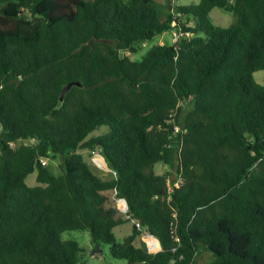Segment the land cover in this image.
Here are the masks:
<instances>
[{"label":"trees","instance_id":"16d2710c","mask_svg":"<svg viewBox=\"0 0 264 264\" xmlns=\"http://www.w3.org/2000/svg\"><path fill=\"white\" fill-rule=\"evenodd\" d=\"M168 8L0 0V264H80L69 231H88L127 264H264V86L254 77L264 70V0ZM216 8L235 23L215 26ZM170 31L174 44L125 56ZM72 82L81 86L61 102ZM96 149L115 179L79 153ZM59 156L55 176L45 161ZM158 164L170 171L157 174ZM132 221L162 251L151 253L136 225L119 242L115 229ZM204 253L214 259L201 262Z\"/></svg>","mask_w":264,"mask_h":264},{"label":"rangeland","instance_id":"374dc122","mask_svg":"<svg viewBox=\"0 0 264 264\" xmlns=\"http://www.w3.org/2000/svg\"><path fill=\"white\" fill-rule=\"evenodd\" d=\"M171 2L173 13L178 16L177 11L174 9L176 5L183 6H193L198 5L200 0H156V5L159 9V12L162 16H167L170 12L168 6ZM211 22L220 28H227L231 26L236 21V16L232 12H227L222 9L216 8L210 13ZM179 38V35L174 32H165L162 35L157 36L152 42L143 46L136 54L125 53V56L131 58L132 61H139L143 56L146 55L148 50L154 45H172ZM255 80L258 84L264 86V70L255 73ZM108 129L106 126L98 129L94 136L106 132ZM28 142L21 141L19 144ZM29 143H34V140H31ZM85 159V161L90 166L94 174L101 177L103 180H112L117 177V173L113 170L105 156L100 152L99 149H96L95 152L89 150H84L79 152ZM51 173L55 176L62 174L63 159L59 156L56 159L46 160ZM157 174H166L170 170L163 164H158L155 167ZM172 178H175V174L172 175ZM177 178V177H176ZM175 178V179H176ZM26 183L30 187L38 186L37 182V173L31 174L26 179ZM119 206V205H118ZM134 224L131 222L125 223L124 225L115 229V234L119 242H123L124 238L131 233L132 226ZM64 240H74L78 242L83 252L81 254L83 261L80 264H127L125 260L114 259L110 254V247L108 245L100 246V249L97 251V246L92 243L91 235L88 231H69L63 234ZM157 243V242H156ZM155 244V243H153ZM158 246V244H156ZM214 259L212 254L204 253L201 259V262L207 263L211 262Z\"/></svg>","mask_w":264,"mask_h":264},{"label":"built area","instance_id":"2783aa9c","mask_svg":"<svg viewBox=\"0 0 264 264\" xmlns=\"http://www.w3.org/2000/svg\"><path fill=\"white\" fill-rule=\"evenodd\" d=\"M179 131H180V129L177 128V127H175V132H179ZM117 203L119 205V209L121 210V212L123 214L127 215L128 209H129L127 201L124 198H118L117 199ZM132 223L134 225H136V227H137V229L139 231L142 232V237H144V239H146V241L148 242L149 250H150L151 253L157 254L158 252L162 251V247H161L160 241L156 237H154L153 235H151L150 233H148L142 227V225L140 223H138L137 221H132ZM153 243H155V244H153ZM156 244H158V246Z\"/></svg>","mask_w":264,"mask_h":264},{"label":"water","instance_id":"95a60500","mask_svg":"<svg viewBox=\"0 0 264 264\" xmlns=\"http://www.w3.org/2000/svg\"><path fill=\"white\" fill-rule=\"evenodd\" d=\"M74 86H78L80 87L81 84L78 83V82H72V83H69L62 91V94H61V97H60V101L63 102L66 95L68 94V92L74 87ZM2 132V125L0 124V134ZM100 249V245H97V251Z\"/></svg>","mask_w":264,"mask_h":264},{"label":"crops","instance_id":"0c3cea01","mask_svg":"<svg viewBox=\"0 0 264 264\" xmlns=\"http://www.w3.org/2000/svg\"><path fill=\"white\" fill-rule=\"evenodd\" d=\"M143 241H145L144 237H142Z\"/></svg>","mask_w":264,"mask_h":264}]
</instances>
